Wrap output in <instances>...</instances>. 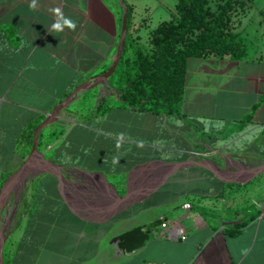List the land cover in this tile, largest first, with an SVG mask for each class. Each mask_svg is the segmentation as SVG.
Returning <instances> with one entry per match:
<instances>
[{
    "label": "crops",
    "instance_id": "crops-1",
    "mask_svg": "<svg viewBox=\"0 0 264 264\" xmlns=\"http://www.w3.org/2000/svg\"><path fill=\"white\" fill-rule=\"evenodd\" d=\"M126 1L133 7L126 38L131 57L172 17L177 0L172 6ZM29 2L0 0V185L25 161L22 133L29 123L105 72L121 39L119 0H38L37 11ZM253 2L234 17L243 56L188 59L181 113L124 105L113 90L115 99L101 97L94 111L64 125L44 152L54 171L37 172L39 183L21 191L22 198L29 189L31 213L12 233L10 264H264V4L251 43ZM57 6L77 21L75 32L48 31V9ZM94 83L72 101L89 102L99 87ZM66 107L62 113L71 115ZM37 160V168L45 167ZM164 222L180 225L187 238L164 236ZM140 225L152 238L124 254L113 239ZM167 241L177 245V257L147 251L149 242L161 251Z\"/></svg>",
    "mask_w": 264,
    "mask_h": 264
},
{
    "label": "trees",
    "instance_id": "trees-1",
    "mask_svg": "<svg viewBox=\"0 0 264 264\" xmlns=\"http://www.w3.org/2000/svg\"><path fill=\"white\" fill-rule=\"evenodd\" d=\"M247 1L252 0H222L214 8L212 0H177L172 17L152 29L146 46H135L131 57L126 56V42L122 58L109 78L111 88L119 94V103L181 113L189 58L209 55L241 57L245 54L240 33L234 28V17L245 11ZM126 2L129 30L133 7ZM104 108L103 100L99 111ZM39 123L30 122L22 133L29 145L25 154L32 149ZM28 190L19 202L15 213L17 222L12 231L20 227L28 215L31 202ZM4 261L5 264L11 263L6 244Z\"/></svg>",
    "mask_w": 264,
    "mask_h": 264
},
{
    "label": "rangeland",
    "instance_id": "rangeland-1",
    "mask_svg": "<svg viewBox=\"0 0 264 264\" xmlns=\"http://www.w3.org/2000/svg\"><path fill=\"white\" fill-rule=\"evenodd\" d=\"M142 1H146L147 4L150 5V6L157 5L156 4L157 0H142ZM164 1L168 5L171 4V6H172L174 0H164ZM221 1L222 0H212V6L214 8H216L218 6V4L221 3ZM261 4H264V0H254L252 13L249 15V17L252 19V21H251L252 25L248 26L249 28L246 30L247 31L246 36L251 40L250 41L251 43L256 41L255 38H256V35H258V33H257L258 31L256 32V29L259 26L257 24L258 20H257L256 14H259L258 10H260V9H258V7ZM138 11L142 13V12H145V9L143 7H140V8H138ZM240 13H242V12H238L235 16H237ZM169 17H170V15L167 14V16L164 17V18H169ZM158 20H159L158 18H154L153 19V21L151 23L152 27L156 26L158 24ZM108 82L109 81H106L105 79H103V80H101L98 83L99 87L97 89L93 90L94 93H93V96L91 97V99L89 100V102H87L88 100L83 102L82 97H81L80 99H78V100L75 99L70 104H68L66 109L69 110L71 115H64L62 113L60 115V117H59L60 121H57L55 123H52V124L44 127L43 128V133H42V136H41V142H39V150L42 151V152H45V150L48 149V145L55 139L56 136H58L59 131L60 132L62 131L64 125H67L70 122L76 120L78 118V116H81L83 111H85L86 113L94 111L95 107H97V104L99 103L101 97L109 96L112 99H115L116 96H117V94H116L117 92L116 93L113 92V89L111 88V86H110V84ZM88 94H90V92ZM91 94H92V92H91ZM47 116L48 115H44L42 118H40L37 121V123H39L42 120H44ZM27 147L28 146H26L25 149H27ZM22 149H23V147L21 146L20 150H22ZM31 151H32V149H31ZM31 151L29 153H27V154L22 152L24 154V156H25V160L27 159V157H29V155L31 154ZM19 167H17L16 169H14L12 171H9L8 174L5 176L4 180L6 179V177H8L14 171H16ZM263 176H264V174L261 175L260 181H261V178ZM35 177H36V172L32 173V174H28L27 176L20 177L12 185L11 190L6 195V198L7 197L8 198H7V200H5L4 207H3V209H2V211L0 213V217H2V219H4V224L8 223V221L10 219V228L8 230L9 231V235H8L6 243H5L9 255L11 254V251H12V248H13V245H14V242H15V236L13 234H14L15 231L17 232V229H18V227H16V228H14L13 231L11 230L13 228L12 226H14L16 224V222H17V218H16L15 214H14V216H12V213H11V211L13 209L14 201H15V198H17L21 194V191L25 188V186H27V184H29V186L31 187V186H36V184L39 183L38 178H35ZM18 205H19V203H18ZM17 209H18V206H17ZM41 210L42 209H40V211ZM27 212L29 214V213H31V210H27ZM28 217H29V215H28ZM28 217H25L26 219L25 218L24 219L27 220ZM45 217L48 218V219L52 218L54 220H57L56 217H51V216H45ZM25 220L23 221V226L26 225L25 224L26 223ZM61 223L62 224H66L67 220L61 219ZM10 230H11V232H10ZM92 236L95 237L94 234ZM168 244H170L168 241L167 242H162L161 245L164 246V250L159 251V250L156 249V247H154V244L152 242H149L147 251L152 256L153 255L154 256H163V257H169V258L177 257L179 255L177 253V245H173V246L169 247ZM170 245H172V244H170ZM166 249H168V250L165 252ZM115 264H117V263H115Z\"/></svg>",
    "mask_w": 264,
    "mask_h": 264
},
{
    "label": "water",
    "instance_id": "water-1",
    "mask_svg": "<svg viewBox=\"0 0 264 264\" xmlns=\"http://www.w3.org/2000/svg\"><path fill=\"white\" fill-rule=\"evenodd\" d=\"M123 7H124V14H123V20H122V30H121V39L119 44V49L116 54V57L112 63V65L103 73H100L99 75L88 78L79 85H77L52 111L51 113L37 126L34 132V144L31 151V154L27 159L24 161V163L16 170L14 171L7 179L4 181L1 189H0V213L4 207L5 200H7L6 195L11 190L12 185L22 176H27L28 174H31V172L28 171V167L31 165H35V170L32 173L37 172H44V171H54L52 163L50 160H48L45 157V153L40 151L38 148L39 144V135L41 130L59 120V117L63 111V109L76 97V95L82 91L83 89L90 86V84L95 81L94 84L100 82L101 80L105 79L106 81H109V78L114 73L116 67L118 66L122 55L125 50L126 46V38L128 33V4L126 0H119ZM109 83V82H108ZM36 155H38V160L45 164V167L37 168L35 158ZM37 160V161H38ZM190 163V161H188ZM189 163H183L188 165ZM206 161H203L202 164H205ZM182 164V165H183ZM180 166V165H179ZM26 184V183H25ZM21 194L15 198L13 209L11 211L12 216L16 213L18 203L20 201ZM9 228H10V219L8 223L4 224V219L0 217V264H5L4 261V246L7 240V237L9 235ZM152 238V233L150 230L145 229L144 226L140 225L137 227H134L130 230H127L118 236H116L113 241L118 245V247L122 250L124 254H131L133 252H136L139 248L144 246L147 241H149Z\"/></svg>",
    "mask_w": 264,
    "mask_h": 264
},
{
    "label": "clouds",
    "instance_id": "clouds-1",
    "mask_svg": "<svg viewBox=\"0 0 264 264\" xmlns=\"http://www.w3.org/2000/svg\"><path fill=\"white\" fill-rule=\"evenodd\" d=\"M38 0H30L29 8L33 11L38 10ZM48 11L53 16V22L51 23L48 31L52 33H63L66 29L72 32H75L77 29V21L72 19L70 16L65 15L63 9L61 7H52L49 8ZM124 134H118L116 147L120 148L122 146V142L124 141ZM113 164L118 163V158L113 159Z\"/></svg>",
    "mask_w": 264,
    "mask_h": 264
},
{
    "label": "built area",
    "instance_id": "built-area-1",
    "mask_svg": "<svg viewBox=\"0 0 264 264\" xmlns=\"http://www.w3.org/2000/svg\"><path fill=\"white\" fill-rule=\"evenodd\" d=\"M163 231L162 233L166 237H172V238H177V239H186L187 238V233L185 229H183L180 225L178 224H168V222H164L162 224ZM150 264H184V263H178V262H166V261H160L156 263H150Z\"/></svg>",
    "mask_w": 264,
    "mask_h": 264
}]
</instances>
